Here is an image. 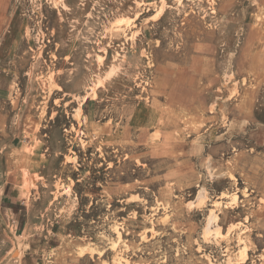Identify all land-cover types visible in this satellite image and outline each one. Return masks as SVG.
<instances>
[{"label":"rangeland","instance_id":"1","mask_svg":"<svg viewBox=\"0 0 264 264\" xmlns=\"http://www.w3.org/2000/svg\"><path fill=\"white\" fill-rule=\"evenodd\" d=\"M0 70L12 261L264 264V0H0Z\"/></svg>","mask_w":264,"mask_h":264},{"label":"crops","instance_id":"2","mask_svg":"<svg viewBox=\"0 0 264 264\" xmlns=\"http://www.w3.org/2000/svg\"><path fill=\"white\" fill-rule=\"evenodd\" d=\"M12 42L15 41L13 38ZM7 72L5 70H0V130H3V127L9 121V116L11 112L14 111L18 115L17 111L18 104H16L17 98V88L13 82H9L5 75ZM25 104L20 103V110L23 109ZM4 151L0 150V187L7 185L15 184V176L11 175V167L8 165V160H4ZM1 197V196H0ZM4 204L6 198H3ZM2 199H0V264H22L21 261H12L9 255L11 250L5 248L3 242L10 238L11 228L8 225L9 213L8 208L2 204ZM19 249H17L18 251ZM28 264V263H27Z\"/></svg>","mask_w":264,"mask_h":264},{"label":"bare ground","instance_id":"3","mask_svg":"<svg viewBox=\"0 0 264 264\" xmlns=\"http://www.w3.org/2000/svg\"><path fill=\"white\" fill-rule=\"evenodd\" d=\"M18 253H19V251H18ZM22 255V252H20V256Z\"/></svg>","mask_w":264,"mask_h":264},{"label":"water","instance_id":"4","mask_svg":"<svg viewBox=\"0 0 264 264\" xmlns=\"http://www.w3.org/2000/svg\"><path fill=\"white\" fill-rule=\"evenodd\" d=\"M18 251H16V253H17Z\"/></svg>","mask_w":264,"mask_h":264}]
</instances>
